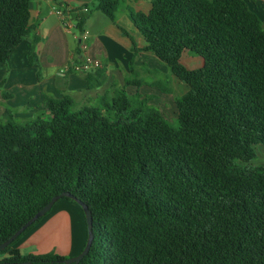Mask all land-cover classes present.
Wrapping results in <instances>:
<instances>
[{"label":"trees","instance_id":"trees-1","mask_svg":"<svg viewBox=\"0 0 264 264\" xmlns=\"http://www.w3.org/2000/svg\"><path fill=\"white\" fill-rule=\"evenodd\" d=\"M30 1L0 0V65L33 32ZM122 2L88 0L67 14L81 35L93 12L115 22ZM128 16L144 41L132 42L134 53L153 55L187 87L177 125L123 89L77 109L67 94L46 96L47 118L24 124L6 111L0 244L68 193L92 216V244L77 264H264V166L249 165L255 147L264 150L260 18L245 0H152ZM184 54L202 66L187 69ZM85 74L87 90L92 79L101 85L103 71ZM52 209L0 251V263L65 264L70 257L16 248Z\"/></svg>","mask_w":264,"mask_h":264},{"label":"crops","instance_id":"crops-1","mask_svg":"<svg viewBox=\"0 0 264 264\" xmlns=\"http://www.w3.org/2000/svg\"><path fill=\"white\" fill-rule=\"evenodd\" d=\"M151 1L123 0L122 6L116 13L115 22H111L100 12H93L83 28L87 33V39L84 40L73 24L69 28L64 26V21L58 16L57 10L61 5L80 9L88 3V0H31L30 23L33 32L26 36L11 53L8 60L9 71L15 72L16 75L23 71V75L31 80L35 76L38 78L40 72L44 73L45 78L49 79L44 82V90L48 96L55 98L62 95L58 94L50 79L55 76L65 85V93L72 95L74 91L68 79L75 73L66 68L84 57L98 59L103 64V68L99 69L103 71V77L117 78L124 75L135 55L132 42H139L138 49L144 46L143 39L135 31L128 16V10L146 13L150 9ZM245 1L248 3V0ZM251 1L264 3V0ZM34 38H37L33 50L34 57L39 63L37 73L35 68L28 66V55L32 50ZM94 72H91L92 75ZM75 76L78 78L71 79L78 84V91L83 90L81 91L83 93L90 91L86 88L85 76L83 78ZM66 79L67 83L64 82ZM63 203L57 204L54 210L52 209V212L18 243L16 248L21 255L23 251L26 252L23 256L53 252L63 257H74L82 251L86 238L84 214L77 204L68 201ZM2 258L0 256V260Z\"/></svg>","mask_w":264,"mask_h":264},{"label":"rangeland","instance_id":"rangeland-1","mask_svg":"<svg viewBox=\"0 0 264 264\" xmlns=\"http://www.w3.org/2000/svg\"><path fill=\"white\" fill-rule=\"evenodd\" d=\"M248 3L250 8L259 16L264 28V3L258 4L251 0H248ZM138 44L139 42H134V47H137ZM8 60L5 64L0 65V123L7 121L6 111L12 116L15 123L20 124L28 123L36 117L47 118L44 98L46 96L53 97L48 96L44 90V82L49 79H46L42 72H40L38 78L35 76L33 80L26 78L23 71L16 75L15 72L9 71ZM131 62L132 64L124 72V75L117 76V78L104 76L99 86L95 84V79H92L90 83L94 88L85 93L81 92L83 90L78 91V84H75L72 79L78 78L75 75L82 78L86 75L72 71L75 75H71L68 82L72 83L71 88L74 92L70 96L75 101V108L95 104L99 97L108 96L110 98L113 91L123 89L128 97L146 101L149 108L159 111L171 126H176L177 109L175 101L187 91V87L173 77L168 68L149 53L139 51L135 53ZM181 63L187 69L192 70L201 67L203 61L199 57L184 54ZM38 65L39 63L35 57L30 58L28 55V66L35 68L36 73L38 72ZM129 79L139 80L141 82L140 86H126L125 81ZM50 80L59 95L66 94L65 85L61 81L55 76ZM64 82L67 83V79ZM255 153L256 158L249 165L252 167L264 166V150L262 147H255ZM63 201H57L56 205L64 204ZM70 213H72V210H70ZM23 252L22 256L26 253ZM0 256L4 257L3 255Z\"/></svg>","mask_w":264,"mask_h":264},{"label":"water","instance_id":"water-1","mask_svg":"<svg viewBox=\"0 0 264 264\" xmlns=\"http://www.w3.org/2000/svg\"><path fill=\"white\" fill-rule=\"evenodd\" d=\"M66 197L72 199L80 206L82 212L84 214L86 230H87V240L84 248L82 251L74 256L70 257L65 261V264H77L79 263L83 257L89 252V249L92 244L93 240V233H92V216L91 212L88 210L87 206L76 199H74L70 194L63 193L58 196L53 197L43 208H41L31 219H29L17 232H15L8 240L4 243L0 244V251H3L6 247H8L23 231H25L30 225H32L35 221L45 216L54 206V204L59 201L61 198ZM6 264V263H0ZM15 264H33L31 262H22V263H15Z\"/></svg>","mask_w":264,"mask_h":264},{"label":"built area","instance_id":"built-area-1","mask_svg":"<svg viewBox=\"0 0 264 264\" xmlns=\"http://www.w3.org/2000/svg\"><path fill=\"white\" fill-rule=\"evenodd\" d=\"M73 9L67 7L66 5H61L59 6V9L57 10L58 16L62 18L64 21V26L66 28L71 27L70 25L73 24V21L70 19L69 15L67 14L69 11ZM63 11L65 13H63ZM81 39L86 40L87 39V33L83 32L81 34ZM103 68V64L95 58H90V57H84L82 58L79 62H75L70 65V67L66 68L67 70H71L73 72H81V73H90L99 69Z\"/></svg>","mask_w":264,"mask_h":264}]
</instances>
